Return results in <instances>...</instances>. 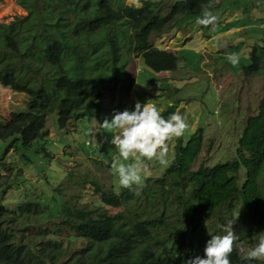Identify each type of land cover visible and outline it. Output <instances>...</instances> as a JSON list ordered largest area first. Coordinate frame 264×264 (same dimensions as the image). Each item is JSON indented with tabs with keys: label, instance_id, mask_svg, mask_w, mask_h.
Masks as SVG:
<instances>
[{
	"label": "trees",
	"instance_id": "16d2710c",
	"mask_svg": "<svg viewBox=\"0 0 264 264\" xmlns=\"http://www.w3.org/2000/svg\"><path fill=\"white\" fill-rule=\"evenodd\" d=\"M217 1L175 0L164 9L159 0H142L139 8L117 0H38L40 3L28 10L30 18H16L10 25L0 26V84L28 98L24 111L12 112L0 122V141L16 137L22 147H27L46 138L47 120L54 113L60 130L66 128L70 118L97 116L102 111L100 97L116 78L122 80L127 56L133 51L154 73L175 71L178 57L154 48L152 37L182 17L213 11ZM252 1L255 9L264 4V0ZM261 21L264 22V10L254 20ZM256 37L261 44L256 43L250 63L242 67L245 77L264 76V32ZM17 58L41 68L43 75L27 77L13 65ZM174 109L171 106L161 114L167 119ZM202 144L200 130L185 144L178 140L171 164L155 182L161 185L169 178L190 183L197 209L209 212L234 197L242 166L246 171L243 206L252 216L253 233L264 235V200L258 183L264 168V97L258 113L246 122L232 162L190 171ZM148 181H144V190ZM91 183L100 203L106 206L120 207L137 198L135 187L114 194L102 190L95 181ZM177 200L182 203L183 198ZM185 201L183 209L190 221L179 236L181 242L161 240L158 248H152L147 240L161 221L147 222L137 216L131 218L132 224L122 227L117 215L99 211L98 205L76 210L66 202L61 204L59 214H54L42 213L39 202H29L20 204L10 214L0 204V264H185L189 257L182 241H193L194 249L204 254L211 238L205 236L204 219L198 216L197 209ZM30 215L40 220L60 216L65 227L76 235L63 236L67 241L64 243L57 237L61 229L45 225L43 229L38 227L33 236L28 225L19 222ZM76 238L82 241L73 251ZM230 260L231 264H259L242 258L236 251Z\"/></svg>",
	"mask_w": 264,
	"mask_h": 264
},
{
	"label": "rangeland",
	"instance_id": "374dc122",
	"mask_svg": "<svg viewBox=\"0 0 264 264\" xmlns=\"http://www.w3.org/2000/svg\"><path fill=\"white\" fill-rule=\"evenodd\" d=\"M117 1L134 5L133 0ZM159 1L164 9L175 2ZM39 3L38 0H0V26L10 25L16 18H27L31 6ZM263 10L264 4L255 9L252 0H219L212 11L218 17L214 31L196 23L203 13L195 17H182L151 39L154 48L178 57L175 71L154 73L143 65L139 55L133 51L127 56L122 75L127 79L116 78L109 91L102 94L98 101L102 111H98L97 116L80 120L71 118L67 128L60 130L54 113L47 120L46 138L34 141L27 147H22L16 137L0 141V204L10 210V214L20 204L29 202H39L42 213L54 214H59L61 204L66 202L76 210L92 209L98 205L99 211L117 215L122 227L132 224L131 218L137 216H143L147 222L161 221L151 232V239L147 240L152 248L161 247V240L181 242L179 236L190 221L183 209L185 200L195 209L191 199L193 187L183 180L168 178L161 185L155 180L171 164L178 140L185 144L199 130L202 132V149L190 171L233 161L246 122L258 113L264 97V76L245 77L242 69L250 63L252 48L256 43L261 44L256 35L264 32V22L256 23L254 20ZM233 53L240 56L239 64L235 67L228 61V56ZM13 65L27 77L43 73L41 68L21 58H17ZM6 91L5 87L0 86V122L12 112L24 111L28 99L18 92H10L9 96ZM147 101L154 102L161 112L176 105L174 112H180L185 117L189 128L182 137L170 142L167 164L145 161L150 169V175L145 179L149 181L146 190L139 189L136 199L124 202L120 207L103 205L99 195L95 194L92 181L97 182L102 190L114 194L125 189L119 185L112 167L113 161L119 158L118 150L110 143L113 134L99 124L105 117L111 120L113 112L132 111L136 102L143 104ZM89 132L97 136V142L101 144L99 148L89 143ZM245 175L246 171L241 166L237 173V192L230 201L209 214L197 211L198 216L205 215L208 235H222L219 225L235 220L239 213L234 225L239 237L235 251L244 259L246 257L240 249L254 247L260 238L253 233L250 216L241 198ZM258 183L264 197V168ZM177 197L183 198L182 203L178 202ZM55 218L50 216L40 220L30 215L19 222L27 224L33 236L38 227L43 229L45 225H51L59 228L58 239L67 243L63 236L76 233L65 227L60 216ZM20 235L26 240L24 233ZM81 241V238L74 239L76 244L71 246L73 251ZM182 245L189 259L203 257L195 251L193 241H182ZM77 248L80 250L81 247ZM253 261L264 264V260Z\"/></svg>",
	"mask_w": 264,
	"mask_h": 264
},
{
	"label": "clouds",
	"instance_id": "9594fccd",
	"mask_svg": "<svg viewBox=\"0 0 264 264\" xmlns=\"http://www.w3.org/2000/svg\"><path fill=\"white\" fill-rule=\"evenodd\" d=\"M133 3L137 8L143 6L140 0H133ZM211 7L212 5L209 4L208 8L210 9ZM196 23L214 31L218 23V17L212 11L205 10ZM239 60L240 56L238 53L228 56V61L233 67L239 64ZM6 90L8 93L13 92L7 88ZM172 107L175 108L176 105ZM99 125L107 132L113 134L110 143L118 150L119 158L113 161L112 167L118 176L119 185L128 190H133L135 187L137 195L139 194V189L144 186L145 178L150 175V169L145 161L149 163L156 161L161 165L167 164L170 142L182 137L189 128L185 117L180 112H174L165 119L156 104L149 101L143 104L136 102L132 111L125 109L122 112H113L111 120L105 117L102 124ZM89 143L98 148L101 146L97 142V136L94 132H89ZM130 161H135V163H130ZM194 205L195 209H197L196 204ZM216 209L209 212L199 209L197 211L209 214ZM245 211L250 216L252 224V216L247 209ZM238 215L235 220H229L226 224L219 225L222 235H208L205 228V236L211 238L205 245L204 254L197 249L195 250L203 257L196 256L194 259L185 261V264H231L230 256L235 251V245L239 239L238 234L234 231ZM200 217L204 219L206 226L205 215ZM252 230L254 232L253 224ZM240 251L248 261L264 260V235L260 236L258 243L254 247L247 250L241 248Z\"/></svg>",
	"mask_w": 264,
	"mask_h": 264
},
{
	"label": "crops",
	"instance_id": "0c3cea01",
	"mask_svg": "<svg viewBox=\"0 0 264 264\" xmlns=\"http://www.w3.org/2000/svg\"><path fill=\"white\" fill-rule=\"evenodd\" d=\"M6 93L10 96V93H8L7 91H6Z\"/></svg>",
	"mask_w": 264,
	"mask_h": 264
}]
</instances>
